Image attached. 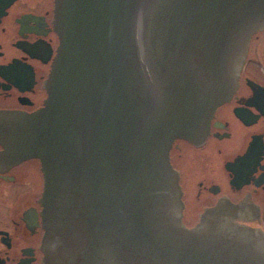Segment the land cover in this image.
I'll return each instance as SVG.
<instances>
[{
	"label": "water",
	"instance_id": "obj_1",
	"mask_svg": "<svg viewBox=\"0 0 264 264\" xmlns=\"http://www.w3.org/2000/svg\"><path fill=\"white\" fill-rule=\"evenodd\" d=\"M53 27L43 106L0 110L2 155L40 162L45 264H264L221 205L184 225L169 155L237 88L264 0H54Z\"/></svg>",
	"mask_w": 264,
	"mask_h": 264
},
{
	"label": "flooded vegetation",
	"instance_id": "obj_2",
	"mask_svg": "<svg viewBox=\"0 0 264 264\" xmlns=\"http://www.w3.org/2000/svg\"><path fill=\"white\" fill-rule=\"evenodd\" d=\"M53 10L54 0H0L1 111L26 114L43 106L58 45ZM252 40L239 84L216 108L206 136L172 143L187 227L221 205L224 217L264 232V37L256 46ZM3 150L0 144V264H45L57 242L44 237L40 162L13 160Z\"/></svg>",
	"mask_w": 264,
	"mask_h": 264
},
{
	"label": "rangeland",
	"instance_id": "obj_3",
	"mask_svg": "<svg viewBox=\"0 0 264 264\" xmlns=\"http://www.w3.org/2000/svg\"><path fill=\"white\" fill-rule=\"evenodd\" d=\"M262 37H264V31H260V32L256 35V37H255V36L253 37L252 44H253L254 46H256V44L258 43L257 39H261ZM256 38H257V39H256ZM263 68H264V67H263Z\"/></svg>",
	"mask_w": 264,
	"mask_h": 264
}]
</instances>
